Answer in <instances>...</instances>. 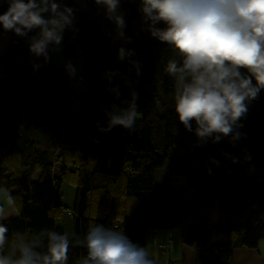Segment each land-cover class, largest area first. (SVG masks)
Segmentation results:
<instances>
[{
	"label": "trees",
	"instance_id": "16d2710c",
	"mask_svg": "<svg viewBox=\"0 0 264 264\" xmlns=\"http://www.w3.org/2000/svg\"><path fill=\"white\" fill-rule=\"evenodd\" d=\"M55 1L60 14L55 19L62 25L56 29L60 66L49 56L40 70L31 63L22 42L33 40L36 28L21 36L0 26L7 40L0 57V190L12 198L16 212L0 220L8 228L0 255H11L18 239L32 240L42 230L43 245L36 251L43 253L47 231L63 234L56 226L62 182L75 187L66 264H82L87 248L77 241L97 224L145 248L148 230L178 228L190 219L181 240L193 248L194 264H229L234 247L258 248L264 238V177L249 176L246 169L264 156V89L246 101L247 113L233 128L238 138L229 134L213 141L215 133L199 138L194 121L188 130L177 119L176 82L165 71L169 59L182 58L151 37L141 0H119L114 15L123 16V29L96 0ZM10 2L0 0V15ZM36 3L39 8L41 0ZM73 59L82 77L77 85L68 78ZM115 104L136 105L133 129L109 128V113L101 107ZM167 157L169 178L155 185V172ZM128 196L135 199L131 217L124 216ZM213 207L217 218L210 223Z\"/></svg>",
	"mask_w": 264,
	"mask_h": 264
},
{
	"label": "clouds",
	"instance_id": "9594fccd",
	"mask_svg": "<svg viewBox=\"0 0 264 264\" xmlns=\"http://www.w3.org/2000/svg\"><path fill=\"white\" fill-rule=\"evenodd\" d=\"M44 2L41 0V5ZM96 3L106 5L107 15L115 20L118 29L125 27L123 16L114 15L119 0ZM139 10L149 22L151 37L171 46L182 58L169 59L165 67L176 82L174 110L179 122L191 130L190 121H194L199 138L214 133L218 135L213 136V141L229 134L238 138L233 128L247 113L246 101L256 99L264 89V0H141ZM44 11L43 6L37 7L36 0H11L8 10L0 15V26L21 36L27 30L40 28L42 38L29 48L40 55L46 42L58 44L61 39L55 31L62 26L60 21L45 20L41 16ZM50 11L60 16L55 3L50 5ZM60 19L67 22L66 17ZM161 22L165 27L156 26ZM45 25L52 28L46 29ZM118 34L123 36L122 31ZM119 56L123 58V49ZM136 117L133 104L126 114L112 116L109 128L121 125L133 129ZM8 203H12L10 196ZM7 232V226L0 224V249L5 246ZM44 234L42 230L32 240L18 239L11 255H0V264H66L67 233L47 231L46 251L41 253L36 249L43 245L40 236ZM77 243L87 248L82 264H152L145 248L132 243L123 232L99 224L90 227L84 241Z\"/></svg>",
	"mask_w": 264,
	"mask_h": 264
},
{
	"label": "rangeland",
	"instance_id": "374dc122",
	"mask_svg": "<svg viewBox=\"0 0 264 264\" xmlns=\"http://www.w3.org/2000/svg\"><path fill=\"white\" fill-rule=\"evenodd\" d=\"M43 6V5H41ZM40 6V7H41ZM48 12V11H47ZM44 13V12H42ZM52 18L56 16L52 13ZM52 28V27H51ZM50 28V29H51ZM56 34L61 37V33L57 30ZM5 40L4 45H0V57L2 56V51L6 45V37L1 35ZM32 43L28 40H25L22 44V48L25 50H29L30 45ZM48 55H44L43 53L40 55H36L35 53L29 50L30 61L35 65L36 68L40 70L42 60L45 56L51 57V59L57 64L61 65L62 63V40L58 44L53 43L52 41L46 42ZM45 52V54H47ZM79 63H75L74 72L78 71ZM116 75L120 76L121 65L116 64ZM59 80L61 78L60 73H58ZM30 85V84H28ZM101 110L103 112L109 113L110 118L112 116H121L128 112V108L123 104H115L111 106H102ZM139 115L137 114V117ZM136 117V118H137ZM109 118V121H110ZM108 121V124H109ZM84 134L81 137V143L84 144ZM171 158L167 157L163 165L158 168L155 172L154 182L155 185L157 183L167 180L168 177V167L170 166ZM246 174L253 177H264V156L259 157L252 163L247 169ZM61 192V200H62V213L61 217L56 221V226L62 229L63 234L67 233L68 237L72 235V228L75 218V211L73 210V203L75 199V187L67 182H62L60 187ZM0 209L3 211L0 212V220L8 217H12L16 215L15 209L12 204L8 203L7 192L4 189L0 190ZM135 213V199L133 196H128L125 198V208H124V216L131 217ZM200 226H207L208 224H202L200 220H196ZM187 225H183L178 228L173 229H157V230H148L145 234V249L148 252V258L153 262V264H167L169 260L173 261L174 264H194V250L192 252L187 250L186 245L182 243V236L187 230ZM213 237L215 238L216 234L213 233ZM169 242V247L167 249L161 250L156 248L157 243ZM181 247H185L182 250ZM229 264H264V238L259 241L258 248H247V247H234L232 251V256L229 259Z\"/></svg>",
	"mask_w": 264,
	"mask_h": 264
},
{
	"label": "crops",
	"instance_id": "0c3cea01",
	"mask_svg": "<svg viewBox=\"0 0 264 264\" xmlns=\"http://www.w3.org/2000/svg\"><path fill=\"white\" fill-rule=\"evenodd\" d=\"M51 12H47V11H44V13H41V16L45 19V20H48V19H52V15L50 14ZM52 26L51 25H45V28L46 29H50ZM2 38V37H1ZM42 38V35H41V29L40 28H36L35 29V33H34V39L33 40H28L29 42H31V43H34L35 41H37V40H39V39H41ZM27 40V39H26ZM23 42H25V40L23 41ZM23 42H22V44H23ZM4 45L5 44V40L2 38V39H0V45ZM1 47V46H0ZM25 50V49H24ZM46 50H47V45L45 44V48H44V55H48V53L46 52ZM28 54L30 53L29 52V50H25ZM45 52L47 53V54H45ZM64 84V82H63V80H58V85H63ZM25 86L27 87V88H29L30 86L28 85V84H25ZM35 100H37V98H35ZM216 218H217V215H216V209L213 207L211 210H210V213H209V216H208V220H209V222L210 223H213V222H215L216 221ZM191 223H192V220H190V219H187L186 221H185V224L184 225H187L186 227L188 228L190 225H191ZM168 245H169V242H168ZM169 247V246H168ZM157 248V247H156ZM182 248V250H184V248L185 247H181ZM192 247H187V250L188 251H190V252H192Z\"/></svg>",
	"mask_w": 264,
	"mask_h": 264
},
{
	"label": "built area",
	"instance_id": "2783aa9c",
	"mask_svg": "<svg viewBox=\"0 0 264 264\" xmlns=\"http://www.w3.org/2000/svg\"><path fill=\"white\" fill-rule=\"evenodd\" d=\"M52 3H55L57 5V12H58L59 6H58V3L55 0H45V2L43 3V7L46 9V11L51 12L50 11V5ZM74 65H75V62H74V59H73V63L70 66V73H69V77H68L69 78V83L71 85H77L80 82H82L81 75H78V74H76L74 72ZM167 246H168L167 242H162V243H157L156 244V247L158 249H161V250H165L167 248Z\"/></svg>",
	"mask_w": 264,
	"mask_h": 264
}]
</instances>
